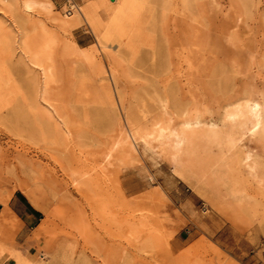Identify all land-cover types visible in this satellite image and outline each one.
I'll use <instances>...</instances> for the list:
<instances>
[{"label": "rangeland", "instance_id": "374dc122", "mask_svg": "<svg viewBox=\"0 0 264 264\" xmlns=\"http://www.w3.org/2000/svg\"><path fill=\"white\" fill-rule=\"evenodd\" d=\"M44 1H0V204L20 191L39 213L26 229L2 213L0 264H264V141L227 149L183 123L264 103V0Z\"/></svg>", "mask_w": 264, "mask_h": 264}, {"label": "bare ground", "instance_id": "6f19581e", "mask_svg": "<svg viewBox=\"0 0 264 264\" xmlns=\"http://www.w3.org/2000/svg\"><path fill=\"white\" fill-rule=\"evenodd\" d=\"M3 1V0H0ZM24 6L26 8H34V5H38L40 10L46 14H50V7L48 6L47 2L44 0H24ZM136 0H130V2H135ZM6 2V1H5ZM4 2V3H5ZM3 3V2H2ZM7 4V3H5ZM10 4V3H9ZM184 4V3H183ZM33 5V6H32ZM7 6V5H6ZM103 6L106 11L110 14V6L107 0H102L97 7ZM31 10V9H30ZM28 11V10H27ZM104 11V10H103ZM104 13V12H103ZM73 12L70 15H66V17L71 18L73 17ZM100 15V14H99ZM63 17V16H62ZM61 22H65V19L59 17ZM88 21L94 24L95 29L100 32L102 24L96 14L88 16ZM92 26V25H91ZM23 49L25 53L28 55L30 59V63L32 65H39V56H42V49H37V41H34L32 37H25L23 40ZM44 66V65H43ZM30 68V67H28ZM48 66L43 67L42 72V98L46 101L50 106H52L50 99V91H49V74H48ZM36 93V92H35ZM55 110V109H54ZM61 111V110H60ZM40 113V112H39ZM42 116H48L51 118L47 112L40 113ZM61 117V115H59ZM224 123L221 126H218L215 123H202V121L196 119L195 121L185 120L183 123L185 125L195 124L199 126L200 133L202 136L206 137L209 141L215 142L219 146L225 147L227 149L233 148L236 143L241 141L243 137H256L260 141H264V103H261L257 99L247 98L242 102H236L228 106L224 113ZM66 123V122H65ZM51 130L54 132V136L58 137L61 133L60 126L53 122L51 126ZM126 131V130H125ZM123 132V131H122ZM121 137L123 141L127 142L129 145V134L126 132L124 135L121 133ZM161 138H171L172 143L170 145V149L172 150V160L175 163L176 170H178L181 165L182 161L178 159V154L175 153V150L181 147L182 139L179 137V133L176 129H171L167 134L163 131L159 133ZM144 144L147 145L145 142ZM131 147V146H130ZM249 154H247L248 157ZM251 171L255 170L253 165H248ZM4 254L10 259H13L14 264H32L30 259H27L25 256L21 255L19 251L13 250H5Z\"/></svg>", "mask_w": 264, "mask_h": 264}, {"label": "crops", "instance_id": "0c3cea01", "mask_svg": "<svg viewBox=\"0 0 264 264\" xmlns=\"http://www.w3.org/2000/svg\"><path fill=\"white\" fill-rule=\"evenodd\" d=\"M53 1L54 3H58L59 0ZM179 184L180 183L178 182L177 186ZM5 210H8L11 215L20 221L21 228H32V226L38 223L37 217L39 216V213L37 209L29 203L20 191L14 192L6 204H0V217ZM187 222L190 224V229L196 227L195 222L192 220L187 219ZM189 228L187 226H182L173 236L170 243L173 249H182L188 241H190Z\"/></svg>", "mask_w": 264, "mask_h": 264}, {"label": "trees", "instance_id": "16d2710c", "mask_svg": "<svg viewBox=\"0 0 264 264\" xmlns=\"http://www.w3.org/2000/svg\"><path fill=\"white\" fill-rule=\"evenodd\" d=\"M38 214V213H37Z\"/></svg>", "mask_w": 264, "mask_h": 264}]
</instances>
